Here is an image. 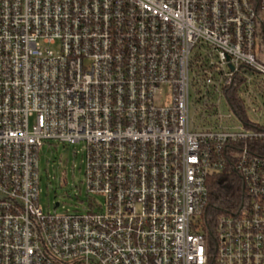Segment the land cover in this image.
<instances>
[{
  "label": "built area",
  "instance_id": "2783aa9c",
  "mask_svg": "<svg viewBox=\"0 0 264 264\" xmlns=\"http://www.w3.org/2000/svg\"><path fill=\"white\" fill-rule=\"evenodd\" d=\"M46 142L84 145L82 212L40 208ZM232 157L214 264H264V0H0V264H211Z\"/></svg>",
  "mask_w": 264,
  "mask_h": 264
},
{
  "label": "rangeland",
  "instance_id": "374dc122",
  "mask_svg": "<svg viewBox=\"0 0 264 264\" xmlns=\"http://www.w3.org/2000/svg\"><path fill=\"white\" fill-rule=\"evenodd\" d=\"M39 206L44 213L82 212L89 201L86 193L85 147L46 142L38 154Z\"/></svg>",
  "mask_w": 264,
  "mask_h": 264
},
{
  "label": "trees",
  "instance_id": "16d2710c",
  "mask_svg": "<svg viewBox=\"0 0 264 264\" xmlns=\"http://www.w3.org/2000/svg\"><path fill=\"white\" fill-rule=\"evenodd\" d=\"M207 188V201L199 226L206 240L211 264H214L220 218L236 215L248 202L249 195L234 157L222 171L208 179Z\"/></svg>",
  "mask_w": 264,
  "mask_h": 264
},
{
  "label": "water",
  "instance_id": "95a60500",
  "mask_svg": "<svg viewBox=\"0 0 264 264\" xmlns=\"http://www.w3.org/2000/svg\"><path fill=\"white\" fill-rule=\"evenodd\" d=\"M58 206H59V204H56V205H55V207H58Z\"/></svg>",
  "mask_w": 264,
  "mask_h": 264
}]
</instances>
